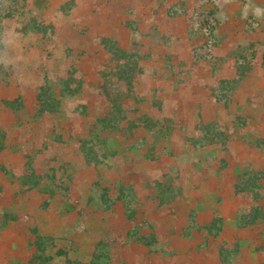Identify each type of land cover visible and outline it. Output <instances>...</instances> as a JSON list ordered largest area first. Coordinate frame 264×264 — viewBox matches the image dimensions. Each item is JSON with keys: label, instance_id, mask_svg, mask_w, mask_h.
<instances>
[{"label": "rangeland", "instance_id": "374dc122", "mask_svg": "<svg viewBox=\"0 0 264 264\" xmlns=\"http://www.w3.org/2000/svg\"><path fill=\"white\" fill-rule=\"evenodd\" d=\"M174 5L186 16L169 17ZM205 7L217 9L213 34L190 35L188 17ZM109 37L141 45L132 86L113 76ZM245 56L246 76L216 101L212 87ZM45 84L62 105L39 116ZM106 86L125 109L118 129L99 125ZM14 99L21 108L5 104ZM0 130V264H28L36 232L49 264H92L99 248L101 264H264V222L239 225L264 211V0H0ZM98 137L107 156L86 164L77 141ZM30 159L55 196L21 183ZM248 173L262 177L258 200ZM119 185L137 196L134 220ZM105 188L111 210L98 201Z\"/></svg>", "mask_w": 264, "mask_h": 264}, {"label": "trees", "instance_id": "16d2710c", "mask_svg": "<svg viewBox=\"0 0 264 264\" xmlns=\"http://www.w3.org/2000/svg\"><path fill=\"white\" fill-rule=\"evenodd\" d=\"M204 11H201L200 14H196L194 16H190L189 22V34H203L206 32V37L209 36V34H213L210 30L209 26L215 23V15L214 13L217 11L214 9H209L208 7H205L203 9ZM167 14L169 17L173 18L177 15H183L186 12L184 11V8L180 5H174L171 8L168 9ZM195 36V35H194ZM102 46L104 47L105 51L111 56V61L114 63V72L113 76L116 77L117 82L120 80H123L128 86H132L134 76L138 72L139 69V61L143 59L142 56V48L139 44H133L129 46L128 48L120 47L119 43L112 39V38H104L102 40ZM249 58L245 57H239L237 59L238 69L239 73H237L235 79H223L219 81V85L212 87V95L218 102H224L225 104L228 103L229 98L234 91V87L236 84L244 79L248 72V63ZM63 86L66 89V91H70V84L69 82H63ZM105 88V86H104ZM106 96L109 99V102L111 104V111H109L106 115L99 118L100 122V128L102 130L104 129H111V128H120V125L122 124L125 116V109L122 105V101L120 100V96H112L108 86H106ZM5 104L12 108V109H19L21 108L22 104L18 101V99L14 100H6ZM62 105L61 100L58 98V96L55 94L51 86L48 84L42 85L39 87V90L37 92V114L39 116H44L46 114H54L57 113L60 110V107ZM150 119H146V127L150 128L154 125L156 127V124L150 123ZM130 127L129 130H132L136 128L135 121H130ZM140 127V126H139ZM145 127V128H146ZM3 138H5V133L0 130V147H4L3 144ZM97 140V141H96ZM215 140V137H214ZM106 142L105 137H98V138H80L78 139L79 143V150L80 153L86 164H93V165H99L101 164L105 156H107L106 153L99 152L97 146H100L101 142ZM0 171L6 172L5 167L0 162ZM247 176V177H246ZM245 176L244 182H245V190L248 192H253L255 200H258L260 198V194L256 191L257 188L261 187V175L258 174H252L248 173ZM53 178H55V175H53ZM45 176L40 175L39 171L34 166V162L32 159L27 161V169L24 173V175L21 177V183L24 186H27L28 188H36L37 190L41 191L42 193L49 195V198L52 196H55L59 189L58 187L54 186V183L51 179H48V182H44ZM119 190L121 192L119 193L117 200L121 201L123 204L125 211L124 214L129 220H134L137 216V210L133 206V202L137 196L134 197L133 194L127 193L129 191H126L125 187L123 185H119ZM108 188L102 189L101 194L99 195V204L102 206L104 210H111L113 204H115V200H111L108 193ZM49 202V200L47 201ZM259 222H264V211L260 206H254L251 211H249L247 214H243L239 216V225L243 228L248 227H255L256 224ZM137 233V229L135 230ZM153 236V235H151ZM146 239L144 237H140V240H145L146 244H152L154 242V239ZM48 238L44 237L36 232V240L34 242V252L33 257L28 262V264H49L50 260L53 259L52 256L48 253ZM97 253L95 251V254L93 255L92 264H101V259L104 254L103 249H98ZM64 253L62 250L57 251V254Z\"/></svg>", "mask_w": 264, "mask_h": 264}]
</instances>
